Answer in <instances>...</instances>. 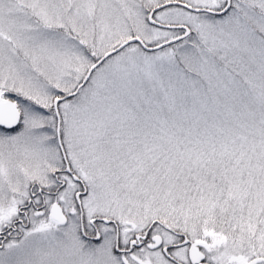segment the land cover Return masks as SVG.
I'll use <instances>...</instances> for the list:
<instances>
[{
	"label": "snow or ice",
	"instance_id": "6c2138e0",
	"mask_svg": "<svg viewBox=\"0 0 264 264\" xmlns=\"http://www.w3.org/2000/svg\"><path fill=\"white\" fill-rule=\"evenodd\" d=\"M0 264H264V0H0Z\"/></svg>",
	"mask_w": 264,
	"mask_h": 264
}]
</instances>
